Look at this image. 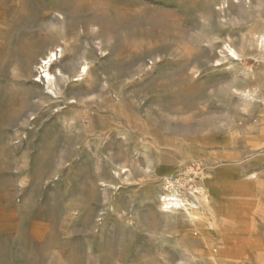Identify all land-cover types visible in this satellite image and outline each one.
<instances>
[{
	"label": "rangeland",
	"instance_id": "rangeland-1",
	"mask_svg": "<svg viewBox=\"0 0 264 264\" xmlns=\"http://www.w3.org/2000/svg\"><path fill=\"white\" fill-rule=\"evenodd\" d=\"M262 36L264 0H0V264H264Z\"/></svg>",
	"mask_w": 264,
	"mask_h": 264
},
{
	"label": "bare ground",
	"instance_id": "bare-ground-1",
	"mask_svg": "<svg viewBox=\"0 0 264 264\" xmlns=\"http://www.w3.org/2000/svg\"><path fill=\"white\" fill-rule=\"evenodd\" d=\"M261 46L264 48V36L261 37ZM227 48L230 50V52H232L236 56L235 51L231 47L227 46ZM30 56H31V54H30ZM57 60H58V51H53L43 60V65H45V67L49 68ZM88 72H89V69L87 66L82 67L80 74L78 76L79 79L77 81L83 80V78L88 74ZM45 78L47 79L48 83H52L53 76L49 72H46ZM251 95L252 94H250V96ZM247 177L249 178L250 182L253 184L258 183L259 179H260L259 174L257 173L256 170H252L247 175ZM253 188H254V186L243 187V189L245 191H248V192L251 191ZM163 201L165 202L166 209H170L173 207L177 208L180 206H184V202L186 200L180 199L179 197L172 195V194H167L163 198ZM197 201H198V206L194 203H190L191 209L189 212V220H190V224L192 225L191 239L194 242L200 241V238L203 236V234L206 231L214 229L215 227H217L220 220L222 219V215H221V213L217 207H214L208 203H205V201L203 199H201V200L197 199ZM224 218H226V216ZM240 224H241V222H240ZM187 252H190V251L187 249ZM214 264H215V262H214Z\"/></svg>",
	"mask_w": 264,
	"mask_h": 264
}]
</instances>
